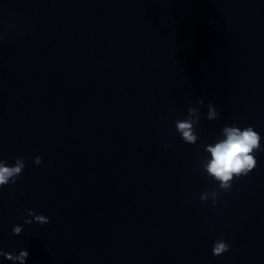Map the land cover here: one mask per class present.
Returning a JSON list of instances; mask_svg holds the SVG:
<instances>
[{"label": "clouds", "instance_id": "1", "mask_svg": "<svg viewBox=\"0 0 264 264\" xmlns=\"http://www.w3.org/2000/svg\"><path fill=\"white\" fill-rule=\"evenodd\" d=\"M197 105L203 106L204 101L197 99ZM201 113L198 107L189 106L187 115L184 119H178L175 122V130L180 134L182 141L186 144H196L198 135L196 125L199 124ZM220 112L215 104H207L206 119L218 120ZM220 137L214 143L207 144L204 151L208 157L201 161V170L206 173L218 185L219 191L229 192L233 187V181L249 175L258 166L256 153L264 151L261 145L262 137L252 126L240 128L235 124L225 125L220 132ZM33 163L37 166L43 163L42 158L37 155L33 158ZM26 165L23 158L17 157L13 165H9L5 159H0V191L9 184H16L18 178ZM219 192H203L200 200L205 202L211 197L212 206H217ZM36 222L41 226L49 224V217L43 214H36L34 210L28 209L25 224ZM23 231L21 225H14L12 233L20 235ZM230 251V245L223 239H217L213 242L212 255L221 256ZM28 251L21 250L18 254L15 252H6L0 248V257L11 261L12 264H25L28 258Z\"/></svg>", "mask_w": 264, "mask_h": 264}]
</instances>
